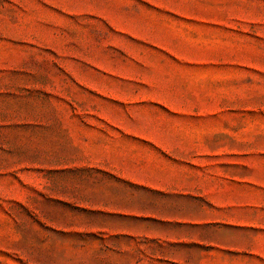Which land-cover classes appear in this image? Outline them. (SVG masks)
<instances>
[{"label":"rangeland","instance_id":"obj_1","mask_svg":"<svg viewBox=\"0 0 264 264\" xmlns=\"http://www.w3.org/2000/svg\"><path fill=\"white\" fill-rule=\"evenodd\" d=\"M180 149L264 161V0H0V264H129L117 173ZM205 261L264 264V230Z\"/></svg>","mask_w":264,"mask_h":264},{"label":"crops","instance_id":"obj_2","mask_svg":"<svg viewBox=\"0 0 264 264\" xmlns=\"http://www.w3.org/2000/svg\"><path fill=\"white\" fill-rule=\"evenodd\" d=\"M180 150L186 151L180 160L149 163L147 179H140L136 168L117 173L136 188L106 209L118 218L103 233L130 239L107 247L126 251L129 264L146 263L134 253L145 250L138 239L155 243L144 258L147 264H206L223 250H247V243L251 250L254 235L263 233L261 156L253 149Z\"/></svg>","mask_w":264,"mask_h":264}]
</instances>
